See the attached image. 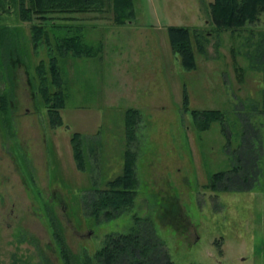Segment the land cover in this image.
<instances>
[{
	"label": "rangeland",
	"instance_id": "rangeland-1",
	"mask_svg": "<svg viewBox=\"0 0 264 264\" xmlns=\"http://www.w3.org/2000/svg\"><path fill=\"white\" fill-rule=\"evenodd\" d=\"M212 1L134 0L124 24L112 8L77 14L101 46L96 56H65L55 127L37 89L48 50L33 46L30 22L0 17V264H98L106 236L132 227L163 242L174 264H264V12L219 32ZM170 24L197 27L196 68L173 52ZM191 108L221 109L225 123L202 130ZM74 131L85 137V169ZM127 153L139 177L133 204L96 212L93 188L122 172ZM219 171L225 177L209 186Z\"/></svg>",
	"mask_w": 264,
	"mask_h": 264
},
{
	"label": "trees",
	"instance_id": "trees-1",
	"mask_svg": "<svg viewBox=\"0 0 264 264\" xmlns=\"http://www.w3.org/2000/svg\"><path fill=\"white\" fill-rule=\"evenodd\" d=\"M111 8L116 24H124L135 15L134 0H0V17L6 11H13L20 20L30 22L33 46L35 48L46 46L48 50V63L41 60L36 64L37 89L47 107L49 122L54 127L63 121L61 109L65 106L67 99L62 68L65 56L68 54L71 56H96L101 46L97 48L90 44L84 33L79 30L81 22H73V20H79L77 14L80 13H96ZM262 12H264V0H213L210 17L219 32L229 29L236 31L244 29L249 23L261 20ZM0 25L1 34H6L8 25ZM196 28L186 24H170L168 26L172 50L180 58L183 67L189 70L197 66L194 50V37H197ZM46 64H48V68ZM4 98V95L1 96L0 101ZM185 100L187 101V96L184 97ZM2 107L4 106L2 105ZM131 110L139 111L137 108L129 107L127 112ZM190 110L193 124L202 130L208 129L216 120L221 121L222 124L225 123L224 112L221 109L191 108ZM128 131L131 135L134 134L132 129ZM84 139L85 137L80 131H74L71 135L74 158L80 169L87 167ZM135 160L133 153H127L122 172L109 179L106 187L93 188L92 201L96 212L104 210L107 214L129 203L133 204L139 182ZM225 175V171L211 175L212 182L208 183L209 186L215 187L214 181L225 177ZM142 236L141 228L138 227H132L128 232L107 235L103 245L95 252L97 263L129 264L126 259L129 260L131 254L134 264H174L166 250L161 247L163 242L155 237L156 239H153L156 241L153 240L152 243V240H149V243V241H144ZM148 247L153 251L155 249V253L146 258L144 254ZM63 253L66 256V253Z\"/></svg>",
	"mask_w": 264,
	"mask_h": 264
}]
</instances>
